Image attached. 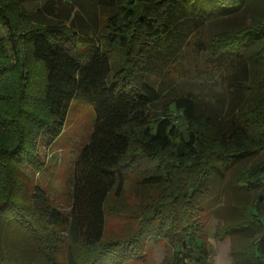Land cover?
Returning a JSON list of instances; mask_svg holds the SVG:
<instances>
[{"label":"trees","instance_id":"16d2710c","mask_svg":"<svg viewBox=\"0 0 264 264\" xmlns=\"http://www.w3.org/2000/svg\"><path fill=\"white\" fill-rule=\"evenodd\" d=\"M37 3L36 16L57 20L37 21L25 8ZM252 6L259 19L217 33L205 52L214 70L239 65L226 79L236 94L230 123L190 95L157 112L164 90L156 78L175 71L192 37ZM85 37L98 44L82 52ZM252 59L264 67V0H0V264H125L139 259L149 238L171 244L174 264H206L192 252L204 249L198 207L207 182L224 180L255 155L260 159L233 182L243 192V220L224 233L244 229L253 239L235 252L264 264V99L253 102L245 89L252 82L264 94V73L248 68ZM78 99L92 105L95 123L75 162L64 213L43 190L31 189L23 169L43 170L38 144L58 140ZM133 173L159 194L122 240L107 234L105 207Z\"/></svg>","mask_w":264,"mask_h":264},{"label":"rangeland","instance_id":"374dc122","mask_svg":"<svg viewBox=\"0 0 264 264\" xmlns=\"http://www.w3.org/2000/svg\"><path fill=\"white\" fill-rule=\"evenodd\" d=\"M25 8L28 13L32 14L33 12L37 21L46 25L57 20L45 12L36 16L37 10L42 8L41 3L26 5ZM260 16L257 7L252 6L246 12L241 11L212 20L203 30L193 36L191 44L185 47L175 71L169 73V77L165 80L156 78V87L161 86L159 89L164 90L160 93V103L156 105V111L161 114L165 102L170 99L190 95L200 100L203 107L213 114L220 115L222 123L228 125L233 111L230 101L235 98L236 94L228 92L226 79L231 74L238 72L239 65L232 63L220 71L214 70L207 66L205 52L211 49L208 44L217 33L222 30L244 28L251 25ZM196 42L205 44L207 49H198L194 45ZM95 43L98 44L97 37L92 39L85 37L78 48L85 52ZM6 53L7 57L12 60L13 54L10 46L6 48ZM247 65L257 74L264 73V67L253 59L249 60ZM245 89L250 92L253 102L264 99L262 91L252 82L245 86ZM94 123L95 112L92 105L79 99L74 100L64 131L58 140L51 147L44 146L42 142L38 144L37 153L43 162V170L40 173H34L29 168L23 169L31 189L38 187L43 190L55 206L64 213L69 212L71 207L74 165L81 150L89 142ZM178 126L183 129L182 119L179 120ZM258 159L260 156L255 155L226 171L224 180L214 176L208 180L209 193L202 199L198 207L200 224L203 226L201 239L204 249L200 251L198 248H194L192 256L204 257L206 264H249L247 256L240 255L239 252H235V249L244 248L253 238L246 236L244 229L224 232L231 225L238 224L243 220L241 210L237 209L243 198V192L233 189V182L243 167L251 166ZM158 194L157 188L149 189L143 186L138 174H130L125 182L122 195L117 197L115 193H112L106 204L107 234L115 238L120 237L122 240L129 239L138 229L143 208L150 203L148 198H156ZM107 234L106 237H110ZM178 250L185 253L188 248ZM172 256L173 247L168 241L149 238L139 259L125 264H174Z\"/></svg>","mask_w":264,"mask_h":264}]
</instances>
